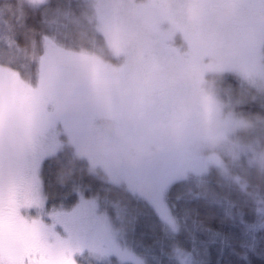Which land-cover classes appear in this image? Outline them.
<instances>
[{
	"label": "rangeland",
	"instance_id": "obj_1",
	"mask_svg": "<svg viewBox=\"0 0 264 264\" xmlns=\"http://www.w3.org/2000/svg\"><path fill=\"white\" fill-rule=\"evenodd\" d=\"M87 1L98 27L116 47L121 60L61 46L46 36L47 66L38 84L0 64V156L7 150L13 122L22 119L23 113L35 111L50 120L32 129L17 165L20 186L14 216L36 244L12 240L0 231V264H148L146 256L122 234L119 214L113 216L94 194L85 195L82 186L77 188L78 201L74 204L48 202L42 175L48 158L69 150L87 163L90 174H97L102 139L108 142L104 144L108 153H113L109 145L116 142L115 137L105 136L103 126V118L110 114L97 101L92 87L93 78H97L94 72L101 65L125 81L133 77L136 81L157 79L155 70L161 65L180 70L178 78L168 80L187 101L193 130L183 132L177 149L129 163L124 181H128L133 194L139 192L156 208L173 238L170 254L181 264H198L193 253L178 241L180 225L169 193L178 182H202L216 174L246 186L245 179L232 172L231 166L240 167L244 161L264 166V148L254 125L259 117L227 112L216 85L222 72L235 71L264 86V24L253 23L241 40L226 35L227 39L217 37L213 43L208 40L210 32L213 26L223 25V20L206 19L194 0ZM171 27L178 29L183 39L189 34L193 46L210 44L214 49L197 57L184 55L187 50ZM147 92L145 84L137 89L142 98ZM110 117L128 134L118 111ZM254 196L264 224V199Z\"/></svg>",
	"mask_w": 264,
	"mask_h": 264
},
{
	"label": "trees",
	"instance_id": "obj_2",
	"mask_svg": "<svg viewBox=\"0 0 264 264\" xmlns=\"http://www.w3.org/2000/svg\"><path fill=\"white\" fill-rule=\"evenodd\" d=\"M46 36L58 45L100 52L115 61L122 57L98 27L87 0H0V64L38 84L47 66ZM216 85L227 112L259 117L254 125L264 148V86L235 71L222 72ZM27 112L13 122L7 150L0 156V231L4 232L22 228L14 216L20 186L17 165L32 129L50 121ZM230 169L245 179L246 186L216 174L172 187L169 198L180 225L178 241L198 264H264V224L254 196L264 199V166L244 161ZM42 175L50 204H74L82 186L85 195L94 194L113 216L119 214L122 234L148 264H181L170 254L173 238L156 208L139 192L133 194L128 183L103 180L100 176L109 177L101 168L90 174L87 163L69 150L48 158Z\"/></svg>",
	"mask_w": 264,
	"mask_h": 264
},
{
	"label": "flooded vegetation",
	"instance_id": "obj_3",
	"mask_svg": "<svg viewBox=\"0 0 264 264\" xmlns=\"http://www.w3.org/2000/svg\"><path fill=\"white\" fill-rule=\"evenodd\" d=\"M187 1V0H185ZM197 7H200L202 14L209 20H223V25L213 26L210 34V42L215 43L217 37L227 39L226 35L233 39L241 40V36L246 29H250L253 23L264 24V0H194ZM199 5V6H198ZM172 28V27H171ZM173 29V28H172ZM170 29V30H172ZM175 30L174 34H178L181 39L182 46L187 51H184V55H199L209 49H214L210 44L193 46L192 42L188 39L190 36L186 33L185 38L181 37V33ZM263 55H264V37H263ZM197 57V56H196ZM114 60V58H113ZM115 61V60H114ZM97 78H93L92 87L94 89L97 101L104 106V109L111 115H115V111L120 114L125 110H133L142 116H152L159 113L167 112L174 104L177 98L183 99V94L173 90V84L168 78H147L146 81H136V77L131 80H122L121 77L116 74L111 75L101 65L97 66ZM147 85L148 92L146 98H142L137 95V89L143 85ZM121 86L123 89L118 87ZM189 114L187 113L184 131L188 133L193 130V124L190 121ZM126 130L128 134L133 131V126L128 121L124 120ZM178 140V139H177ZM177 140L169 145L164 152H169L176 148ZM177 149V148H176ZM100 162L99 167L109 176L111 179H118L123 182L125 176L127 177L129 172V163L117 158L113 153H108L106 145L102 144L99 147ZM115 177V178H114ZM14 235H10V231H5L6 236L12 240H20L23 243L30 242V244H36L35 240L30 234H26L24 228L19 230L13 229ZM16 236V237H13ZM30 250L32 247L29 246ZM34 248V247H33Z\"/></svg>",
	"mask_w": 264,
	"mask_h": 264
},
{
	"label": "clouds",
	"instance_id": "obj_4",
	"mask_svg": "<svg viewBox=\"0 0 264 264\" xmlns=\"http://www.w3.org/2000/svg\"><path fill=\"white\" fill-rule=\"evenodd\" d=\"M132 37H130L131 39ZM160 78H178L179 69L161 65L156 70ZM188 112V103L177 98L172 107L164 113L152 116H142L129 109L120 114V118L133 126L131 134H125L116 127L113 118H103L104 135L115 137V143L110 144L113 154L128 163H136L140 159L149 158L165 150L174 143L184 131ZM102 146L107 140L102 139Z\"/></svg>",
	"mask_w": 264,
	"mask_h": 264
},
{
	"label": "snow or ice",
	"instance_id": "obj_5",
	"mask_svg": "<svg viewBox=\"0 0 264 264\" xmlns=\"http://www.w3.org/2000/svg\"><path fill=\"white\" fill-rule=\"evenodd\" d=\"M39 255V254H38Z\"/></svg>",
	"mask_w": 264,
	"mask_h": 264
}]
</instances>
